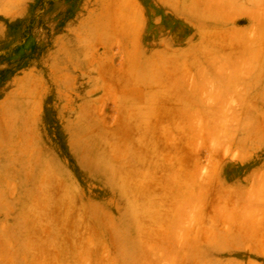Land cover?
Returning <instances> with one entry per match:
<instances>
[{"label":"rangeland","instance_id":"obj_1","mask_svg":"<svg viewBox=\"0 0 264 264\" xmlns=\"http://www.w3.org/2000/svg\"><path fill=\"white\" fill-rule=\"evenodd\" d=\"M147 2L0 0V264H224L204 238L264 161V74L238 72L236 43L213 45L226 72L179 73ZM263 184L243 205L264 256Z\"/></svg>","mask_w":264,"mask_h":264},{"label":"crops","instance_id":"obj_2","mask_svg":"<svg viewBox=\"0 0 264 264\" xmlns=\"http://www.w3.org/2000/svg\"><path fill=\"white\" fill-rule=\"evenodd\" d=\"M156 3L164 6L165 13L163 21H161L163 24L160 25H158L159 16L154 14L155 8L152 7ZM147 7L150 16L149 36L153 38L156 35V30H165L164 38H167L168 41L182 42L177 55L179 73H185L188 70L200 73L203 67L198 65L199 60L206 63L209 62V59H221V72H226L228 66H224V64L233 55H230V50H217L213 45L214 43H220L221 46L236 43L239 47L235 51L239 62L238 72L253 73L256 75L255 79H258V74H264V0H148ZM1 14L11 17L15 16V11L12 10L9 14L2 12ZM169 24L171 27L166 26ZM234 30L238 32L237 37H234ZM162 41L163 39L158 40L159 43ZM251 42L256 43L253 49L247 48ZM212 68L206 66V69H203L214 72ZM258 80V83L255 80L254 87L258 86L256 93H259V98L254 100V105H263V111L260 116L253 115L252 119L264 122V79ZM244 120L246 119L244 118ZM260 130L261 128L255 129V132L260 133ZM247 136L245 135V137ZM227 179H231V176H228ZM241 179L235 188L238 192L248 187L249 190L243 191L244 195H238L236 200L231 199L237 203L235 204L237 210L227 211L237 219L236 223L227 229L222 228L207 233L203 246L208 250L217 251V258L223 260L224 264H264L259 260L261 258L264 260V256L256 251L253 244L258 243L263 237L260 235L261 232L256 230L253 220L245 219L248 215L247 212H244L246 206L243 205L245 197L264 183V161L252 168ZM246 200L249 199L246 198ZM253 206L250 209L257 211ZM225 212L222 211L223 215ZM131 232L133 233L134 230L128 227L127 233ZM199 236L201 235L199 234ZM248 243L252 245V250L247 247ZM96 248L98 247L95 245ZM107 248L111 250L114 247L112 244H108ZM125 248L131 250L133 246L129 241H126ZM225 251H232L233 256L221 258ZM243 253L244 255L246 253V257L242 256Z\"/></svg>","mask_w":264,"mask_h":264}]
</instances>
